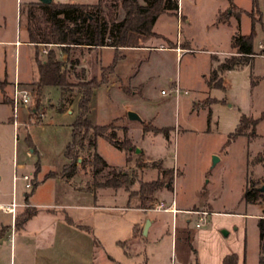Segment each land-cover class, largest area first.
I'll list each match as a JSON object with an SVG mask.
<instances>
[{
    "label": "rangeland",
    "instance_id": "374dc122",
    "mask_svg": "<svg viewBox=\"0 0 264 264\" xmlns=\"http://www.w3.org/2000/svg\"><path fill=\"white\" fill-rule=\"evenodd\" d=\"M29 1L22 0L18 19L16 0H0V75L5 71L11 81L18 73L21 80H31L37 74L35 46L24 42L14 44L16 39L22 41L24 37L23 30L19 34L18 29L27 18ZM179 1L178 14L177 10L162 13L153 28L169 39H162L159 35L143 42L144 46L148 44L146 48L105 49L89 59L88 68L96 76L92 78L98 85L92 90L88 118L97 125H112L119 141L130 140L133 146L130 150L118 149L106 138L98 137L95 149L86 146L78 151L75 169L71 171L72 161L66 157L65 150L78 113L80 88L72 86L62 93L66 102L70 99L69 104L72 102V113H67L57 110L65 102H60L56 88L43 90L44 86L35 109V86L18 82L20 88L29 92L30 100L18 105L16 116L12 109L14 85L12 93L10 87L6 89L7 94H11V103H0L1 185L8 187L13 181L19 192L29 193L31 189H26L21 179L13 180L14 173L17 176L30 173L34 185L33 171L39 166L44 172L51 170L64 177L72 172L73 186L93 189L121 172H126L129 180H133L128 189L103 186L96 199H86L87 206L82 210L68 211L79 215L89 226L88 249L92 251H88L85 258V249L76 245L78 253L75 249H71L69 255L56 252L55 260L65 257L73 264H195L200 256L203 260H214L221 251L218 247L222 239L243 248L239 250L244 253L246 264H258L256 213L264 214L260 211L264 204L255 202L247 207L242 195L247 186L258 187L264 183V169L256 165L259 161L257 154L264 152V119L255 126L256 134L251 136L248 128L246 134L226 142L243 113L258 118L264 112V54H261L264 0H257L256 9L252 8V0ZM250 11L256 20L260 19L253 38L258 57L251 65L224 73L222 87H209L204 80L213 76L214 57L223 61L237 55L236 49L230 46L231 36L250 32ZM123 14L120 10L119 18ZM38 47L40 57L46 58L49 49L60 55L56 46ZM73 55L79 57L81 53L77 50ZM87 55L85 53L83 57ZM251 59L249 57L248 61ZM99 60L104 66L102 72ZM110 65L111 69H108ZM221 74L217 73V79H221ZM80 79L85 78H72V81L78 83ZM110 83L112 85L107 88ZM176 86L181 89L178 96L172 91ZM162 90L166 94H162ZM2 93L0 87V98ZM212 97L218 101L212 104L215 101ZM130 110L140 119L130 120L127 115ZM143 126L150 130L149 133L143 135ZM128 128L132 131V138ZM158 131L162 132L156 134ZM138 148H142L144 154L140 150L136 152ZM94 150L110 164L99 173H94L91 163L90 154ZM13 157L18 164H24L23 169L14 166L11 171ZM159 165L175 170L173 188H161L146 205H142L131 193L139 189L140 182L156 179ZM43 193L44 189H41L40 199ZM65 197L67 204L80 202L79 196ZM174 202L176 208L190 210L185 215L192 216V221L184 228L180 227L184 215L177 214L176 218L175 214L156 210L161 203L169 208ZM140 206L149 210L131 208ZM41 210L46 213L47 208ZM195 210L198 213L192 214ZM209 210L247 212L249 215H211ZM202 211L207 212L202 221L195 224L194 215H202ZM2 216L9 219V216ZM135 220H144V223L142 229L132 233L130 224ZM41 221L42 215L36 222ZM147 222L148 235L143 232ZM212 222L213 229L210 228ZM223 222L229 224V236L223 233L228 229L220 227ZM0 264H10L8 247L3 249Z\"/></svg>",
    "mask_w": 264,
    "mask_h": 264
},
{
    "label": "trees",
    "instance_id": "16d2710c",
    "mask_svg": "<svg viewBox=\"0 0 264 264\" xmlns=\"http://www.w3.org/2000/svg\"><path fill=\"white\" fill-rule=\"evenodd\" d=\"M257 2L252 0L253 9H256ZM120 10L124 13L121 18H119ZM175 10H178V0H97L95 3L53 0L50 3L29 2L26 12V30L28 41L36 48L35 61L38 71V80L34 83L35 109L38 107L39 96L44 86H59L62 93L72 86L80 88L78 113L72 124L71 140L65 150L66 157L72 161L71 171L75 169V162L79 157L78 151L86 146L95 149L98 137L106 138L118 149L128 151L133 148L129 139L126 138L122 142L116 138L112 125H97L88 118L92 90L98 82L95 78L80 79L78 83L72 81V78H83V69L79 71L76 67L79 64V57L73 55V52L78 50L82 53L83 50L89 51L105 46L112 47L115 51L120 48L143 47V42L159 36L153 31L157 17L165 12L174 13ZM248 14L251 16L250 32L232 35L230 46L236 49L237 55L226 57L217 65V69L212 71V78L208 80L209 85L222 87L221 79H217L218 72L245 65L248 58L256 54L253 50V38L256 35V23L260 19L256 20L252 11ZM238 18L239 15H237ZM39 45L56 46L60 54L66 55V60L59 59L54 49L47 51L45 61L40 60ZM261 54H264V40ZM111 66L107 68L111 69ZM261 119H264V112L258 118L242 114L235 131L229 134L226 143L231 142L238 135L246 134L248 128L251 129L250 133L254 134L255 126ZM143 130H147L146 126H143ZM163 132L166 135L167 131ZM90 155L94 173H99L109 166L97 151L94 150ZM257 158L264 162V152L258 153ZM71 175L72 172L69 173V176ZM175 175L173 168L159 165L157 178L140 182L139 189L131 194L138 195L143 201L151 199L155 192L163 187L172 190ZM132 182L133 180H129L126 172H121L99 185L128 189ZM261 186H247L242 195L245 202L264 204V191H260ZM32 210L27 209L24 217L31 216ZM16 222H18L17 217ZM257 229L260 251L258 264H264V214L257 218ZM1 235L2 229L0 237ZM195 264L199 263L196 261ZM221 264H238V255L235 252L226 254Z\"/></svg>",
    "mask_w": 264,
    "mask_h": 264
},
{
    "label": "crops",
    "instance_id": "0c3cea01",
    "mask_svg": "<svg viewBox=\"0 0 264 264\" xmlns=\"http://www.w3.org/2000/svg\"><path fill=\"white\" fill-rule=\"evenodd\" d=\"M33 1H36V0H30L29 2H33ZM64 2H72V1H64ZM179 8H180V1L178 0V10ZM178 10H177V14H178ZM165 13L169 14L168 12H165ZM159 16L157 17L153 25V28L158 22ZM18 30H19L18 32L19 34L23 30L24 37L22 41H21V38L16 39L14 41V44L20 45L21 42H24V43L33 45L32 43L28 41V33L26 30V20H25L24 25L22 26L19 25ZM154 32L159 34L161 38L162 37L167 38L166 36H164L163 34L157 31H154ZM147 46L148 44H145V46L139 47V48H146ZM105 49L114 50V48L112 47L105 46V47L94 48L89 51H84V52L82 51L81 56H79V64L76 67L78 70L83 69V76H82L83 78L89 79V78H92L93 76L96 77L91 72V69L88 68L89 59L91 57H97L99 53ZM124 49H129V48H124ZM118 50H121V48ZM253 50L254 52L257 51L254 48ZM175 51L179 52V54L181 53L179 50H175ZM85 53L88 54L87 55L88 57H83ZM38 57L42 61L46 60V58H44L43 56L40 57V53ZM82 57H83V60L81 61ZM256 57L258 56L253 55L252 56L253 59L248 61L247 64L242 65L238 68L251 65ZM58 58L65 61L67 57L66 55L60 54L58 55ZM214 61H216L215 69H217V64H219L221 60H219L217 57H214ZM98 63L100 64L99 66L100 72H102L104 66L102 65L101 60H99ZM35 64H36V61H35ZM238 68H235V69H238ZM231 70H234V69H231ZM231 70L222 71V74L220 77L222 86H223L224 73L231 71ZM36 71H37V65H36ZM37 80H38V71H37L36 77L35 78L32 77L31 80L30 79L21 80L19 73H18L14 75V78L12 81L8 80L7 73L4 71L0 75V87L4 93V94L2 93V96L0 98V103H11V94H7L6 89L10 87V92L12 93V87L15 81L22 83V84L30 83L34 85V83ZM208 80L209 79L204 80V82L207 83V85L211 88L215 87L213 86V84L209 85ZM111 85L112 83L106 85V87L108 88ZM47 87L56 88L60 93V102H63V103L65 102L64 105L57 108V110H59L60 112L72 113V109L70 108L72 102L71 104H69L71 99L69 100V102H66V97L63 96L60 87L54 86V85H47L43 88V90ZM212 98L215 99V101H213L212 104L218 101L217 98L215 97H212ZM13 129H15V127ZM149 131L150 130H142L143 135L146 133H149ZM127 132L129 134V137L132 138V136H130L132 132L130 128L127 129ZM158 133L160 132H157L156 134ZM254 134H256L255 131H254ZM254 134H250V135L252 136ZM139 150L141 151V153L144 154V151L142 148L140 149L138 148L136 152H138ZM16 161L17 160L15 159V157H13L11 171H13L14 166H18L19 169L24 168V164H21V163L18 164ZM263 164H264L263 161L262 162L258 161L256 163L257 166L261 165L262 169H264ZM48 173H52V174L51 175L49 174L47 176ZM263 173H264V170H263ZM33 176L36 178L35 179L36 182L34 183L33 187L31 188V192L29 193L23 190L19 192L17 184L15 185L13 181H12V184L8 187L0 184V204H9L12 201H15L18 204L15 208V214L13 215L0 210V213L2 215L9 216V219H8L0 215V230L2 229V235L0 237V261H1L3 249L4 248L7 249V247L9 250L10 264H73L72 261L71 262L66 261L65 257H63V259L55 260L56 256L54 253L61 252L67 255L72 254L71 249H75V250L78 249L76 245H79L80 249H85L84 250L85 253L83 255L86 258L87 255L89 254L88 251H92L91 248L88 249L89 248L88 244H90L89 233L87 232L89 231L88 230L89 226L83 223L84 220H82L79 217V215L76 216L77 214H73V215L69 214L68 211H70L71 209L72 210H82L83 207L87 206L86 199H88V197H94L96 199L97 193L99 192V190L104 189V187L100 185H96L97 187L93 189L92 187L88 188L87 186H81V185L73 186L71 182L72 176L64 177V176H61L59 173H55L51 170L49 172H46V171L44 172L41 170L40 166L34 169ZM11 179H12V175H11ZM21 181L23 182V185H24L25 181H23L22 179ZM41 189H44L42 199L39 198V192ZM114 190L116 191L117 189H114ZM156 193L157 192H155V194ZM68 195L79 196L80 202H75L74 204H67V202L65 201L66 200L65 196H68ZM134 198H136L139 202H141L142 205H146V202L150 200V198H148L142 201L138 195H135ZM82 199H83V202H82ZM174 204L176 205V202H174L168 208L167 212L175 214L176 218H177V214L184 215V217L180 219V222H181L180 227L184 228V226L188 225L192 221L191 219L192 216L185 215L190 210L188 208H176ZM253 205L254 203L245 202V206L247 207H251ZM129 207H124V208L127 209ZM41 208H47L46 213L45 211L44 213H42L43 210H41ZM131 208L142 210V211L149 210L148 208H146V206H140L137 208L131 207ZM27 209L28 210L33 209L32 210L33 214L29 216L28 218H25L24 213L27 212ZM50 209H52V211ZM56 209H60L61 211L58 212L56 211ZM260 211H264V208L260 207ZM202 212H207V211H202ZM197 213H198V210H195L194 213L192 214H197ZM209 213L211 215L212 214H234V215L242 216V217L245 215H249L247 212H226V211L223 212V211H214V210H209ZM41 215H42V221L38 224L36 221L40 220ZM260 215H263V214H259V212L256 213V219ZM16 217L18 218V222H16ZM20 217L21 219L19 220ZM200 218H202V216L194 215L193 219H195L194 220L195 224L196 223L199 224ZM143 223H144V220H135L134 222H132L130 224L132 233H134L138 229H142ZM152 224H153L152 220H150V226ZM256 224H257V221H256ZM211 227L212 229L214 228L213 222L210 225V228ZM220 227L227 228L228 232L226 231L227 233L225 235H228V236L230 235L229 224L227 222H223ZM148 233H149V228L147 230V235ZM218 240H219V237H218ZM258 240H259V236H258ZM218 249H221V251L217 253L214 260L212 259L203 260L202 257L200 256L199 260H196V261L199 264H221L222 258L226 254L235 252L238 255V264H246L244 253L239 250L243 248L240 247L238 244H233V242L228 243L221 239ZM75 252L78 253V250H76ZM259 255H260V251L258 254V260H259Z\"/></svg>",
    "mask_w": 264,
    "mask_h": 264
},
{
    "label": "built area",
    "instance_id": "2783aa9c",
    "mask_svg": "<svg viewBox=\"0 0 264 264\" xmlns=\"http://www.w3.org/2000/svg\"><path fill=\"white\" fill-rule=\"evenodd\" d=\"M16 2H17V8H18L17 18L19 19V15H20L21 8H22V0H16ZM172 91L176 94V96H178L181 93V89L178 86L173 88ZM161 93L162 94H166V91L162 90ZM184 93H186V91H184ZM29 100H30L29 92L26 89L20 88L18 86V82L15 81L14 82L13 98H12V101H13L12 109H13V112H14V116H16V114H17L18 105L19 104H27L29 102ZM13 124L15 125V122H13ZM18 179H22L23 181H25L24 186H25L26 189H31L33 187V184L31 182L32 175L30 173H23L20 176H17L14 173L13 180L16 181ZM17 205L18 204L15 201H12L9 204H0V210H2L3 212H6V213H10V214L13 215V214H15V208H16ZM163 205L164 204L161 203L156 208V210L167 211L168 208L163 207ZM205 213L206 212H202L201 213L202 215H200V216H202V218H200L199 221H202L203 216H204Z\"/></svg>",
    "mask_w": 264,
    "mask_h": 264
},
{
    "label": "water",
    "instance_id": "95a60500",
    "mask_svg": "<svg viewBox=\"0 0 264 264\" xmlns=\"http://www.w3.org/2000/svg\"><path fill=\"white\" fill-rule=\"evenodd\" d=\"M38 1H40V2H42V3H50L52 0H38ZM127 115H128V117H129L130 120H139V119H140L139 116L137 115V113H135L134 111H128ZM137 150H138V149H136V151H137ZM260 191H264V185H262V186L260 187ZM148 225H149V222H147V223L145 224V226H144V229H143V232H144V233L147 232V227H148ZM223 233L226 234L227 232H226V231H223Z\"/></svg>",
    "mask_w": 264,
    "mask_h": 264
}]
</instances>
